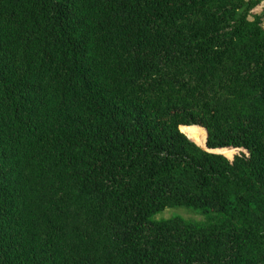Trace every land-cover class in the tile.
<instances>
[{
	"label": "trees",
	"instance_id": "obj_1",
	"mask_svg": "<svg viewBox=\"0 0 264 264\" xmlns=\"http://www.w3.org/2000/svg\"><path fill=\"white\" fill-rule=\"evenodd\" d=\"M261 1L0 0V264H264Z\"/></svg>",
	"mask_w": 264,
	"mask_h": 264
},
{
	"label": "rangeland",
	"instance_id": "obj_2",
	"mask_svg": "<svg viewBox=\"0 0 264 264\" xmlns=\"http://www.w3.org/2000/svg\"><path fill=\"white\" fill-rule=\"evenodd\" d=\"M202 147H204V146H202ZM241 152H246L247 153L246 150L237 149L236 152L234 153V155L232 156V158H230V159H233L235 155L240 154ZM173 215H178V216L183 217L186 220H191V221H200V220L205 218L204 215L201 214L199 209L189 208V207H177V208L176 207L175 208L168 207V208L160 211L156 216L157 217H163V216L164 217H170V216H173Z\"/></svg>",
	"mask_w": 264,
	"mask_h": 264
},
{
	"label": "crops",
	"instance_id": "obj_3",
	"mask_svg": "<svg viewBox=\"0 0 264 264\" xmlns=\"http://www.w3.org/2000/svg\"><path fill=\"white\" fill-rule=\"evenodd\" d=\"M254 12L257 14H261L262 12H264V0H262L260 5L255 8Z\"/></svg>",
	"mask_w": 264,
	"mask_h": 264
},
{
	"label": "water",
	"instance_id": "obj_4",
	"mask_svg": "<svg viewBox=\"0 0 264 264\" xmlns=\"http://www.w3.org/2000/svg\"><path fill=\"white\" fill-rule=\"evenodd\" d=\"M205 146H206V147H203V148H205V149H207V150H209V151H212V152H216L215 149H209V147H208V145H207V140H206V144H205ZM217 153H220V152L217 151Z\"/></svg>",
	"mask_w": 264,
	"mask_h": 264
}]
</instances>
